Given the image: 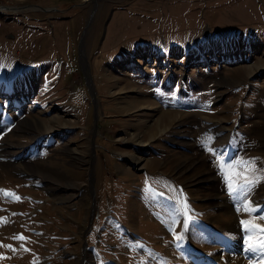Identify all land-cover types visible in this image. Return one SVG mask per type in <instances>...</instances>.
Masks as SVG:
<instances>
[{"label":"rangeland","instance_id":"1","mask_svg":"<svg viewBox=\"0 0 264 264\" xmlns=\"http://www.w3.org/2000/svg\"><path fill=\"white\" fill-rule=\"evenodd\" d=\"M263 132L264 0H0V264H264Z\"/></svg>","mask_w":264,"mask_h":264},{"label":"bare ground","instance_id":"2","mask_svg":"<svg viewBox=\"0 0 264 264\" xmlns=\"http://www.w3.org/2000/svg\"><path fill=\"white\" fill-rule=\"evenodd\" d=\"M260 66V65H259ZM248 69H250V71H251V67H248ZM151 108V107H150ZM154 107L152 106V108L151 109H153ZM140 109V108H139ZM141 109H146V107H141ZM171 116H172V112L171 111H163L162 112V114H161V118H159L158 119V122H157V124H156V127H154V129L152 130V133L150 134V136H151V139L153 138V133H155V131L157 130L158 132L157 133H161V132H163V131H165L166 130V126L165 127H163L162 125H164L163 123L165 122H169L170 121V118H171ZM3 119L5 120V118L3 117ZM2 120V119H1ZM46 126V125H45ZM45 126H44V128L43 129H39L38 130V132L39 133H41V132H45V131H47V130H49V128L47 127V128H45ZM153 128V127H152ZM51 129L53 130V129H55V127H54V125L50 128V130H49V132H51ZM264 135V132H263V134H261L260 135V137L261 136H263ZM133 136V138L136 140V142L137 143H139V144H145V142L143 141V139H142V136H140V134H133L132 135ZM226 141V140H225ZM29 149V148H28ZM18 152V151H17ZM26 153H28V152H24V153H22V155H27ZM18 154V153H17ZM12 157H14V155L13 154H10ZM23 156V157H24ZM130 157H134L135 159H136V161H137V163L139 162L138 160H141V158L140 157H138V156H136L135 154H133V155H131ZM76 158H80V156H76ZM136 164V163H135ZM48 168V167H47ZM42 170V169H41ZM41 170H39V171H41ZM27 171H31V170H27ZM26 171V172H27ZM44 170H42L41 171V173H43L44 174V177H45V179H47V177H51V179H52V181L54 182L55 181V183H58V184H60V185H62V184H65V183H70V179H69V177H67V176H65V175H63V176H57V175H55L54 173V175L52 176V173L51 172H43ZM49 171V170H48ZM31 172H33V171H31ZM49 174H51V176L49 175ZM37 176H38V174H37ZM203 178V177H202ZM205 180L207 179V177L206 178H204ZM198 182V181H197ZM200 182V181H199ZM198 182V183H199ZM44 183V182H43ZM74 183V182H73ZM204 183V182H203ZM48 185H50V184H46L45 183V186H46V188H49V187H47ZM52 187V186H51ZM45 188V189H46ZM53 188V187H52ZM52 188H49V189H52ZM262 189V188H261ZM56 190V189H55ZM52 192H53V190H52ZM263 192V191H262ZM261 192V193H262ZM257 193H260V192H257ZM260 193V194H261ZM57 194V193H56ZM259 194V195H260ZM262 195H263V193H262ZM255 196H256V194H255ZM254 196V197H255ZM62 197V196H61ZM219 200H220V198H219ZM254 200V199H253ZM221 202V201H220ZM215 203L217 204V202L215 201ZM256 205H254V208H263L264 207V198L262 199V198H257V203H255ZM222 205H225V204H222ZM221 205V206H222ZM252 205V204H251ZM218 206H219V204H218ZM226 207H225V209L228 207H230V204L227 206V205H225ZM224 207V206H223ZM252 207V206H251ZM250 207V208H251ZM236 225V224H235ZM238 229H240V231L242 230L241 229V227L240 228H238ZM216 238H220V236L219 235H217L216 236ZM241 238V237H240ZM240 240L241 239H237V240H231L230 241V243H231V248H230V245H229V248L232 250V249H237L240 245H241V243H240ZM229 243V244H230ZM258 252H259V249H257V248H255V247H253L252 248V251H249L248 252V255L250 256V257H252L253 258V256H256L257 254H258ZM198 259V258H197Z\"/></svg>","mask_w":264,"mask_h":264},{"label":"snow or ice","instance_id":"3","mask_svg":"<svg viewBox=\"0 0 264 264\" xmlns=\"http://www.w3.org/2000/svg\"><path fill=\"white\" fill-rule=\"evenodd\" d=\"M250 162L251 161H249V163ZM246 179H247V177H246ZM4 191L5 190L0 189V192H4ZM185 207H186V205H185ZM262 219H264V218H262ZM185 223L187 224V219L185 220ZM241 224L245 225L247 227H255L257 231H259L260 233L264 234V227H261L259 225H252L250 222L244 221V220L241 221ZM20 239H24V237L21 236ZM256 245L258 247H260L261 249H264V239H261V240L257 241ZM8 247H11V246L9 245ZM251 250H252V247H249V251H251ZM0 258H2V257H0Z\"/></svg>","mask_w":264,"mask_h":264}]
</instances>
